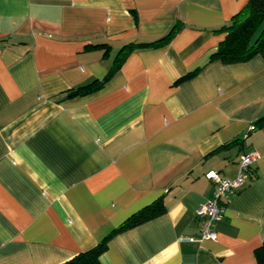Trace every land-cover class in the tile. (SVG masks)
I'll return each instance as SVG.
<instances>
[{"label":"crops","instance_id":"0c3cea01","mask_svg":"<svg viewBox=\"0 0 264 264\" xmlns=\"http://www.w3.org/2000/svg\"><path fill=\"white\" fill-rule=\"evenodd\" d=\"M247 1L0 0V264H60L155 200L163 212L115 232L103 264H257L264 57L210 60ZM127 44L148 45L107 76ZM247 152L216 238L199 239L208 173L234 178Z\"/></svg>","mask_w":264,"mask_h":264},{"label":"trees","instance_id":"16d2710c","mask_svg":"<svg viewBox=\"0 0 264 264\" xmlns=\"http://www.w3.org/2000/svg\"><path fill=\"white\" fill-rule=\"evenodd\" d=\"M219 30L224 31V38L219 42L217 49L211 53L210 60H220L222 63L232 64L244 62L255 55L264 57V0H248L246 4L236 12L230 23L222 26ZM148 44H127L117 53L107 76H110L122 63L128 51L134 47L146 46ZM103 46V44H92V47ZM197 71L194 70L179 80L191 77ZM107 76L105 78H107ZM103 83V80H93L87 84L77 86L66 92V96H75L87 93ZM259 126L264 125V116L257 119ZM164 207L160 200H155L134 212L125 221L119 224L94 246L81 250L60 264H103L101 254L107 247L109 238L117 231L137 225L160 213ZM257 264H264V242L254 250Z\"/></svg>","mask_w":264,"mask_h":264},{"label":"built area","instance_id":"2783aa9c","mask_svg":"<svg viewBox=\"0 0 264 264\" xmlns=\"http://www.w3.org/2000/svg\"><path fill=\"white\" fill-rule=\"evenodd\" d=\"M256 157L255 152L241 153L239 155V171L234 178L222 177L215 171L208 173V178L214 184V192L213 196L198 206L196 210L200 221L199 239L216 238L217 231L214 229L213 223L222 218L228 195L245 183L251 164ZM189 239L194 238L189 237Z\"/></svg>","mask_w":264,"mask_h":264}]
</instances>
